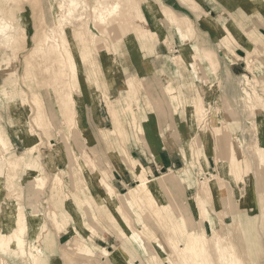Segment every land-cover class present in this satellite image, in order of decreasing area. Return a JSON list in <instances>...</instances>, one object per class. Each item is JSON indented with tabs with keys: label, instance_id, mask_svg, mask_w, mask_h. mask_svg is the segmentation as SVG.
<instances>
[{
	"label": "rangeland",
	"instance_id": "1",
	"mask_svg": "<svg viewBox=\"0 0 264 264\" xmlns=\"http://www.w3.org/2000/svg\"><path fill=\"white\" fill-rule=\"evenodd\" d=\"M66 1L0 0L2 15L7 17L13 29L19 28L16 42L0 46V128L8 134L11 150L17 154L24 152L28 147L27 140L30 136L37 137V134L38 150L32 155L38 157L39 164L35 166L45 173V181L38 190V199L34 200L36 207L33 209L28 204L27 194L32 192L29 190L30 179L27 178V173L13 170L7 166L8 159H1L4 166V200L8 199L19 205L15 214L9 213L3 218L4 229L17 230L13 222L15 215L22 213L21 207L28 216L39 210L44 218L38 231L36 253L43 257L44 264H97V258L104 260L106 255L96 249V258L91 259L81 247L71 250L66 245L73 239L89 238V229L74 220L78 215V219L83 222L81 213L87 220L83 207L97 217L106 216L103 209L107 207H100L96 201L107 197V190L102 183L98 182V186L93 184L85 169L90 172L93 159L97 155L102 156L111 176L113 163H120L117 157L125 155V150L129 149L127 144L134 138L132 131L130 138H126L124 134L133 127V123L144 119V136L149 143L154 145L157 142V148L166 146V140L169 145L173 142L178 144L174 149L178 153L175 154V166L163 167L150 173L147 164L140 162L149 170L152 178L159 180L160 177L173 176L168 178V183L171 184L170 196L164 197L157 193L156 200L143 202V208L156 219L159 218L155 216V211H162L165 216L159 219V227L151 218L145 221H149L155 234L165 243L157 240L150 242L149 238L142 236L137 228L140 226V219L134 216V210L124 207L133 217L134 221L131 223L136 238L130 240L128 251L115 263L134 264L133 258L130 262L128 257L133 252V256L142 261L138 264H146L144 257L147 260V253H151L162 264H171L168 258L182 264L180 249L187 236L181 230L187 227L188 221L190 224L192 222L193 228H197L193 223V207H197L198 228L202 231L203 239L205 238L212 264H226L225 259L228 257L237 261L236 264H264V0H103L107 8H118L113 16L107 18L123 14L126 17L120 26L114 24V29L108 31L111 32L109 35L108 32L99 33L102 24L98 27L91 24L93 32L103 38L101 50H97L96 43L92 41V32H71L67 28L71 51L67 53L68 61L64 65L58 61L46 60L41 50L36 52L27 67L24 57L35 49L38 39L46 33L58 35V28L54 24ZM84 1L92 7L99 0ZM129 5H133L132 9ZM153 6H156L158 12L155 13ZM107 13H104L105 16ZM89 19L93 20L91 12ZM202 20L208 24L206 27L200 23ZM57 38L61 42L67 40L66 35H58ZM163 43L167 45V50ZM155 46L158 53L153 52ZM11 50L18 52L19 56L11 59ZM184 50L188 53L185 60L189 64L188 69L178 68L172 59V56ZM206 52L213 56L216 70L209 60L204 59ZM216 56L219 58L218 63ZM139 57L142 61L148 58L154 64L151 66L146 62L150 67L146 72H152L148 78L143 79L146 84L143 80L137 82L138 77L128 73L127 77L120 74L117 80L121 88L109 98L115 104L121 124L126 130L113 137V145L99 137L100 129L91 131L92 137L87 138L86 131L90 129L89 113H84V108L86 110L88 105L98 104L102 98L95 96L96 93L111 86L108 76L117 74L114 59H117V63L120 60L125 70L132 72V63ZM110 61L115 66H107L106 63H111ZM193 62L199 65L200 73L195 70ZM249 63L252 65L251 70L248 68ZM162 66L167 69L164 73L167 78L160 77L163 78L161 80L157 67L161 70ZM201 74L202 79L198 77ZM245 74L251 80L248 89L258 96L254 98L252 107L246 102L242 89ZM127 80L129 84H126ZM167 80L174 81L180 94L179 99L175 98L177 96L171 98L172 95L167 96L165 93L163 86ZM196 86L203 95L206 115L202 111L193 119L188 107L195 101L194 97H198L194 92ZM25 96L26 109L20 102ZM150 98L155 101L161 98L159 107L147 104ZM31 107L35 109L27 110ZM37 107H41V115L34 120ZM20 117L24 119H19ZM215 124L222 128L214 129ZM205 125L210 130V137L206 140L203 137ZM106 126L108 129L115 128L113 121L109 120L106 121ZM167 129L172 133L167 134V139L163 140L161 134L166 133ZM27 130L36 134L31 135ZM227 133L231 134L235 153L239 152L237 159L244 160L243 165L236 169L237 177L243 179H225L224 185L203 184L201 181L206 177L219 172V159L224 160L222 164L228 167L229 163H233L228 156ZM196 138L201 140L204 156L208 161L207 167L203 155H197L198 159H194L192 155L190 145ZM96 150L99 151L98 154ZM217 151L222 154V158L218 157ZM50 157L54 159L52 166ZM186 160L197 162L194 167L187 168V174L182 170ZM36 167L30 168L38 170ZM55 173L63 176L62 186L52 188ZM19 177L22 184L17 182ZM184 177L185 180L182 179ZM181 180L183 185L177 184ZM137 183L136 180L131 185ZM191 187L194 194L191 195L189 190L190 194L186 195L185 190ZM162 189L166 194L169 192L163 186ZM128 190L126 188L121 192L125 194ZM68 199L73 202L71 208L67 205ZM173 205H177L176 211L173 210ZM1 206L0 218L6 209H10L6 202ZM62 208L70 214L65 227L73 229L74 225L76 231L81 232L80 235L75 233L70 237L71 240H65L60 245L58 235L60 231H64V226L60 229L53 218ZM112 210L119 215L120 211L116 208ZM177 212L182 213L187 221L179 223L175 217H179ZM204 221L207 223V231ZM100 222L98 225L108 231L113 229L107 220L101 219ZM32 230L33 226L29 225L24 233L27 239L25 247L28 246ZM130 235H133V230L129 231ZM111 242L108 251L120 244L116 236ZM12 245L14 248V243ZM12 255L14 254H0V262L21 264L20 258ZM162 257L167 260L164 262Z\"/></svg>",
	"mask_w": 264,
	"mask_h": 264
},
{
	"label": "bare ground",
	"instance_id": "2",
	"mask_svg": "<svg viewBox=\"0 0 264 264\" xmlns=\"http://www.w3.org/2000/svg\"><path fill=\"white\" fill-rule=\"evenodd\" d=\"M104 4H106L105 1L99 0L97 4H95L92 7H89L88 4L85 3L84 0H67L66 3L63 5V10L59 12L54 26H56L58 28V35H60L62 37H63V35H66L68 41L66 40V41L61 42L57 38L58 35L53 36V35L46 33L45 35H43L42 37H40L38 39L39 43L37 44L35 49L30 51L24 57L27 67H28V64L30 63L31 59L33 58V56L36 54V52L41 51V50H43L46 60L58 61L64 65L65 61H68L67 60V58H68L67 53H69V51H71V45H70L71 43H70V40L68 37L67 28H69L71 30V32H74L76 30L77 31L83 30L82 31L83 33L92 32V34H93L92 41H94V43H96V46L98 47L97 50H101V47H103V38L101 36H99V34L93 32L91 24H93V26H96V27H98L100 24H102L103 26L101 29L99 28V33H104V32H108L110 30H113L115 23L118 26H120V24L125 22V17H126V14H123V15H120V16H117L114 18L113 17L107 18V17L113 16L116 13L118 8H117V6L113 7V8H107ZM132 6L133 5H129V7L131 9H132ZM153 7L155 8V12H156L157 11L156 6H153ZM106 11L108 13L105 16L104 13ZM89 12H91L93 20L89 19ZM0 13H1V9H0ZM140 17H141V15H140ZM132 18H135V17H132ZM172 21H174V20H172ZM200 23L204 27H206L208 25L203 20L200 21ZM18 29L19 28H16V27L13 29L12 25L9 24L7 17L4 14L2 15V13H1L0 14V46H5V45H9L11 42H16V40H17L16 35H17ZM140 29H145V28L140 27ZM146 29L150 30L148 28H146ZM110 33L111 32H108L107 35H109ZM6 48H7V46H6ZM11 53H12V56L10 57L11 59L17 58L19 56L18 52H16V51L11 50ZM187 54H188L187 51L184 50V51L180 52L179 54H177V55L175 54L174 56H172V59L175 62V64H177L178 68L185 67L188 69L189 64L185 63V60L187 59L186 58ZM205 54L207 56H205L204 59L209 60L214 65V70H216L217 68L215 67L216 66L215 61L212 58L213 56L212 55L210 56L209 54H207V52ZM191 55H192V53H191ZM191 57H193V55ZM216 57H217V63H218L219 58H218V56H216ZM193 63H195V70L198 73H200L199 65L196 62H193ZM248 68L250 70L252 69L251 63L248 64ZM157 69L160 73L159 79H161V80L163 79L160 77H166L167 78V74H164L167 71V69L165 70L164 66H162L161 70L158 67H157ZM26 72H28V68H27ZM23 77H21V78L23 79ZM198 77L202 79V74H201V76H198ZM159 79H157V80L159 81ZM242 80L244 82L242 89H243V93L245 94V97L247 99L246 102L251 104L250 106L252 107L254 105L253 104L254 98H256V97L258 98V96L253 95L251 89H248V86L250 85L251 80L246 74L244 75ZM91 81H93V80H91ZM138 81L140 82L142 80H140L138 78L137 82ZM142 82L144 84H146L144 82V80ZM70 84H71V82H70ZM126 84H129L128 80H127ZM128 87L130 88L131 86L128 85ZM163 88H164L167 96L172 95L171 98L174 96H177L175 98H178V99L180 98V94L178 93L177 88L174 85L173 80H171V81L167 80L165 82V85L163 86ZM108 89L109 88H107L106 90H108ZM194 89H195L194 92H195V94H198V97L197 98L194 97L195 101L192 102V104L190 106L188 105L189 106L188 109L190 110V114H191V117L193 119L195 118V116L199 112H202V111H204V115H206V111H205L206 107L204 106L203 95L201 94V91L199 90L198 86H196ZM154 99L157 100V98H154ZM20 102H21L22 107L24 109H26L24 107V105L26 103V96L21 98ZM179 102L182 104L181 100ZM107 103H108V107H109L110 116L112 118V121H113L115 128H113V129L112 128L111 129H105L104 128L102 130L100 129L98 135H100L99 137H101L105 142H108V144H112L113 143V137L116 136L117 134H122L123 131L126 129L121 124L120 118H119L117 110L115 108V104L111 100H108ZM150 103H151V105L156 106L155 108H157V107H159V104L161 103V98L157 101L150 98L148 100L147 104H150ZM170 105L172 106V103H170ZM183 105L186 108V105L185 104H183ZM181 106L179 108H181ZM208 106H210V105H208ZM39 108H41V107L36 108L37 114L34 116V120H36L41 115ZM30 109H35V108L31 107L27 110H30ZM153 110H155V109H153ZM165 113H167V112L165 111ZM23 114L25 115L24 112H23ZM21 118L24 119V117H20L19 119H21ZM23 119H22V121H23ZM203 119H204V117H203ZM201 120H202V118H201ZM140 121L141 122H139V123H133V127H131L130 130L124 134V136L126 138H130L131 137L130 132L132 131V133H133L132 135L137 141H140L141 143L146 144V137L144 136L145 134L143 131L144 119H141ZM213 128L218 130L222 127L215 124V126H213ZM83 130L86 131V128H84ZM196 130H197L196 126H194V131L196 132ZM167 131H166V133L163 132L161 134L162 135L161 137L163 138V140L167 139V136H166L167 134L171 135L170 133H172L170 131V129H167ZM203 131H204V133H203L204 139L205 140L209 139V137H210L209 131L210 130H209L207 125L204 126ZM205 131H208V133L206 134ZM224 131H225V129H224ZM27 133H29L31 135L36 134L30 130H27ZM86 133H87V135H86L87 138L92 137L90 129L88 131H86ZM230 135H231L230 133H227V136L229 137V140L227 141V146L229 148L228 156L233 163H229V167L225 166V164H222V162L224 160L219 159V158H222V154L218 153V151H217V154L219 157V158L217 157V159H219L218 160L219 172L212 174L210 177H206L203 181H201L203 184L207 182L208 186L209 185H217V184L218 185L219 184L224 185L225 179L226 180H228V179L232 180V177H234L235 179H238V180L243 179V177H241V178L237 177L236 169L239 165L240 166L243 165L244 160H242V158L237 159V156H239V152L235 153V149L233 147L235 145H234V142L232 141V138H230L231 137ZM36 136L37 137H35V136L31 137L30 136V139L27 140L28 141L27 142V144H28L27 149L24 152L17 154L11 150L12 144H11V141L9 139L8 134H6L0 128V204L3 205L6 202L7 204L10 205V209L9 208L6 209L5 212L2 213L1 218H0V254L12 253V254H14L12 256H17L20 258L21 264H44L43 257L36 253L37 252L36 241L38 239V231H40V229H41L40 226L42 224L44 217L41 214V212H39V210L34 211L31 215L28 216L26 213V210H22V207H21L20 211L22 213L19 212L17 215H15V220L13 222V225L17 226V230L14 231L12 228H9L8 230L4 229V224L2 223L3 218L9 213L15 214L19 210V205L16 202H12L11 200H8V199L4 200V197H3V192H4V166L1 164V159L2 158L8 159L9 162H8L7 166L11 167L13 170H17V171L21 170V171H25L27 173V178L30 179L29 180L30 183L28 184L30 187L29 190H30V192L35 193V194H32V193L27 194L28 204L30 205V207H33V209H34L36 207L34 200L38 199V190L41 189V187L43 186V182L45 181V180H43V178L45 177V173L35 166V165L38 166V164H39L38 157L32 155L38 150L37 145H36V141H37L36 139L38 138V135L36 134ZM166 145L168 147H171L167 143V140H166ZM190 146L193 149L192 155H193V157H195L194 159L197 158V155L198 156H200V155L204 156V149L202 147V143H201V140L199 138L193 139ZM93 148H95V147H93ZM96 153L98 154L99 151L96 150ZM124 157L126 158V160H129V163H131L132 168L134 169V171H133L134 172V178L138 181L137 185H134V186L131 185L132 187H130L129 190L127 191V193H125V194L118 193L113 188V184L111 183V176L109 175L110 169H107V167L105 168L106 160L102 156L97 155V157L95 159H93V161H92L91 171L88 172L85 168L84 169H85L87 176L90 177L93 184L98 186V182L100 184L102 183L103 186L105 187V189L107 190V197L100 198L99 200L96 201V203L99 204L100 207H107V208L103 209V211L106 213V216L100 215L101 218L99 216L97 217V216L91 214L88 211V209H85L83 206L80 205L81 207H83V209L85 211V215H86L87 220H85L83 218L82 213H81V219H83V222L78 219L79 218L78 215H76L77 218L74 217V220L76 222L78 221L79 225L86 226L92 232V235L99 232L96 230L95 226L97 224L101 223L100 222L101 219L107 220L109 223H111V225L113 227V229L110 231L111 234L118 237V239L120 240V244L116 245V246L114 245L113 251L110 252L106 248H100V246H97L94 243L93 237H89V238H85V239H83V238H81V239L77 238L75 240L73 239V240H71L70 243L66 244L67 248L73 250V249H78L79 247H81L82 251L86 255H88L91 259L96 258L95 249L100 248L101 252H103V254H105L106 256H110L111 260L114 263L116 261H119L120 257L124 254V252L126 250L128 251L127 246H129L130 240H132V239L135 240V238H136V235L134 234L136 232L132 228V223L134 221L133 217L130 214V212L125 211L124 207H126L127 210H130V211L134 210L133 211L134 216L137 217L138 219H140L139 220V221H141L140 226L137 228L139 229L142 236L149 238L150 242L157 240V242L165 243V241L158 238V236L155 234L154 229L149 224V221L145 222L147 220V218H151V220H153L155 225L159 227V225H160L159 219H163V218H165V216L162 215V211L161 212L155 211V216H157L159 218V219H156V217L151 215L148 210L143 208V204H144L143 202L146 201V203H147L149 201L156 200L157 199V193L162 194L164 197L170 196L171 193L169 190V186L171 184L169 185V183H168L169 179L168 178H173V176L169 175V176L161 177V179H159V180L157 178H154V177L152 178L149 176V170L145 166H143L138 160L134 159L127 150H125ZM27 159H29V160H27ZM49 160L51 161V166H52L54 159L50 157ZM204 162H205V166L207 167L208 161H207V158H205V156H204ZM196 164H197V162H195V161L191 160V162H190V161L186 160L185 161V167H184V169H182L183 172L185 174H187V171H189L187 168L194 167V165H196ZM30 167H32V168L36 167L38 170H34ZM116 168L119 169V166L116 165ZM201 170H203V169H201ZM150 173H152V172H150ZM53 177H54V182H53L52 188H54L55 186L61 187L62 186L61 181L63 179V176L59 173H55ZM182 179L185 180L186 177H184ZM17 182L22 184L23 181L19 177ZM177 184L183 185L182 180L178 181ZM126 185H128V184H126ZM162 186L166 191H169L167 194L163 191ZM63 201H64V199H62V202ZM72 203L73 202H71L68 199V201H67L68 207L71 208ZM108 206H111V207H108ZM113 208H116V210L120 211L119 215L112 210ZM172 208L174 211H176L178 209L177 205H175V206L173 205ZM193 211L195 213V219L193 220V223L196 224L195 226L197 228H193L191 225L192 222L190 224L188 221L187 227L183 228L181 230L182 234L187 236L186 241L184 240L185 243L183 244V247L180 249L182 252L181 262H182V264H212V259L210 258V252L208 251V248L206 247L205 238L203 239L202 231H200V229L198 228L197 207H195V208L193 207ZM177 213H178L180 218L176 215H175V217L177 220H179L178 221L179 223H184L183 220L187 221L186 217L183 216L182 213H180V214H179V212H177ZM53 219H54L55 223L57 224V226L60 229H62L61 226H64L69 221L70 214L65 210V208H62V209H59L58 214L56 216H54ZM29 225L33 226V230L31 233L30 240L27 243L28 246L25 247L27 239L25 238L24 233L28 229ZM73 227H74V225H73ZM187 228L189 230H187ZM130 230H133V235H130V236H132L131 238L129 236ZM78 234L80 235L79 231H78L77 235ZM12 243H14V248L12 247L13 246ZM150 254L151 253L146 254V255H148L147 256L148 262L154 263V264H162L161 261L155 260L154 257L151 256ZM161 259H163L164 262L167 260V258L164 259V257H162ZM168 260H171V262H172L171 264H177L176 260H172L169 258H168ZM225 261H226V264H236L237 263V261L231 260L229 257L227 259H225ZM96 263L97 264H109V263H102V262L100 263L99 261ZM0 264H10V263H7V262L1 263L0 262Z\"/></svg>",
	"mask_w": 264,
	"mask_h": 264
},
{
	"label": "crops",
	"instance_id": "3",
	"mask_svg": "<svg viewBox=\"0 0 264 264\" xmlns=\"http://www.w3.org/2000/svg\"><path fill=\"white\" fill-rule=\"evenodd\" d=\"M177 12H179V11H177ZM164 34H165V32H164ZM163 47L166 50L168 48L165 43H163ZM153 52H157V53L159 52V50L156 46H155V49ZM114 60L116 61L117 74L115 76L112 75L111 77L108 76V78H110L109 81L111 84V86L109 87L110 89L100 90V92H97L95 96H100V99L102 98L100 100V102L96 105H94V104H90V106L88 105L86 110L84 108V113H86V111H88V113H89V116H88V124L89 125H88V127L90 128V131L99 130V129H102L103 127L105 129H108V127L106 126V121L109 120L110 122H112L107 101L109 100V98L111 99V97L114 93L119 92V89L121 88L120 87L121 85L118 83V80H117V79H119L118 76L120 74L127 77V73H128L131 76L133 75L135 77H138L140 80H143V79L145 80V78H148V76L152 74L151 71L149 73L146 72V70H149V68H150V67H148L146 62H149V65H151V66L153 64V63H151L152 61L148 58H146L145 61H142L141 57H139L138 59H134V62L132 63V65L134 66V69L132 72L129 71L130 73L128 72V70H125L124 65L122 64V62L120 60H119L120 62L118 61V63H117V59H114ZM115 61H113V62H115ZM113 62L106 63V65L107 66L108 65H114L115 66V63H113ZM120 97L123 98L122 94H120ZM126 98H128V97H126ZM123 99H125V98H123ZM94 106H96V107L94 108ZM102 110H103V112H102ZM91 125H92V128H91ZM93 138H94V136H93ZM94 140H96V138H94ZM113 144H115V143H112V145ZM177 145L178 144H176V142H173V143H170L171 147H168L166 145L163 148L162 147L157 148L159 146V144L156 142L153 145V144L149 143L147 138H146V144L137 141L135 138L130 139V142L127 144V146L129 147L128 152L130 153V155L134 159L141 162L143 165L147 164L146 167L149 168V170L152 173L156 169L160 170L163 167L175 166V163H176V155L175 154L178 155V153H175L174 149H175V146H177ZM153 146H155V147H153ZM117 158H118V162H120L117 164L119 166V169L116 168V164L113 163V167H112L113 169L111 172V183L113 184V188L118 193H122L121 191H123L126 188L129 189L130 185L134 181H136V179L134 178V172H133L134 169L132 168L131 163H129V160H126V158L122 155L118 156ZM182 161H183V159H182ZM170 171H172V170L170 169ZM126 184H128V185H126ZM189 190H190L191 195L194 194L192 191V187H191V188H187L185 190L186 195L190 194ZM1 211H2V206H1ZM205 220H208V219H205ZM203 223H204L205 230L207 231L206 221H204ZM65 225H64V229H63L64 231H60V233L58 235L59 236L58 243L60 245L62 243H64L65 240H69V239L71 240L70 237L73 236L75 233H78V231H79V230L76 231L75 227H73V229H68L65 227ZM95 227H96V230L99 232L92 235V232L88 230V233L90 234L88 236L93 237L94 243L97 246H100V248L108 249L111 246V243H112L111 241L115 237V235L111 234V232L108 231L106 228H104L102 225L97 224ZM80 232H81V230L79 231V233ZM100 248L99 249L97 248L96 250L101 252ZM112 251H110V252H112ZM131 254H132V256L130 254L128 256L130 262L132 261L131 259L133 258L134 264H138V262L141 261V259H139V257L133 256L134 255L133 252ZM100 257H101V255H100ZM144 260H145L146 264H152V263L148 262L145 257H144ZM97 261H99L100 263L102 262V263H109V264H117L111 260L110 256H104V260L103 259L101 260V258H98Z\"/></svg>",
	"mask_w": 264,
	"mask_h": 264
}]
</instances>
